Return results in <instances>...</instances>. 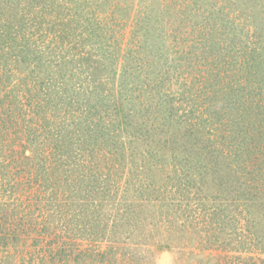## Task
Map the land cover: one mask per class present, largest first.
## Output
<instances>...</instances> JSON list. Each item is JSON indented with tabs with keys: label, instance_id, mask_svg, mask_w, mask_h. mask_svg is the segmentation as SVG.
I'll use <instances>...</instances> for the list:
<instances>
[{
	"label": "rangeland",
	"instance_id": "rangeland-1",
	"mask_svg": "<svg viewBox=\"0 0 264 264\" xmlns=\"http://www.w3.org/2000/svg\"><path fill=\"white\" fill-rule=\"evenodd\" d=\"M0 264H264V0H0Z\"/></svg>",
	"mask_w": 264,
	"mask_h": 264
},
{
	"label": "bare ground",
	"instance_id": "bare-ground-1",
	"mask_svg": "<svg viewBox=\"0 0 264 264\" xmlns=\"http://www.w3.org/2000/svg\"><path fill=\"white\" fill-rule=\"evenodd\" d=\"M160 262V261H159Z\"/></svg>",
	"mask_w": 264,
	"mask_h": 264
}]
</instances>
